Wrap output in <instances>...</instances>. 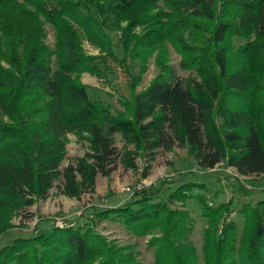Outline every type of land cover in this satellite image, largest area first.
Instances as JSON below:
<instances>
[{
  "label": "trees",
  "instance_id": "trees-1",
  "mask_svg": "<svg viewBox=\"0 0 264 264\" xmlns=\"http://www.w3.org/2000/svg\"><path fill=\"white\" fill-rule=\"evenodd\" d=\"M82 38L101 60L86 54ZM166 46L190 76L160 63L139 93L131 78L123 112L80 82L83 73L104 76L102 60L123 64L131 55L143 63L141 56ZM69 134L88 135L90 152L62 169ZM176 146L187 148L200 170L225 163L241 176L264 175V0H0V236L15 214L47 200L57 185L80 200L96 193L99 175L110 178L119 164L138 170V158L151 164L159 150ZM159 186L96 209L95 218L145 236L158 226L154 264H264V199L243 206L241 228L225 220L219 231L223 207L207 205L211 230L199 252L189 239L191 213L173 206L185 205L201 184H180L160 202ZM88 216L77 227H46L5 245L0 264H140L96 232Z\"/></svg>",
  "mask_w": 264,
  "mask_h": 264
},
{
  "label": "rangeland",
  "instance_id": "rangeland-1",
  "mask_svg": "<svg viewBox=\"0 0 264 264\" xmlns=\"http://www.w3.org/2000/svg\"><path fill=\"white\" fill-rule=\"evenodd\" d=\"M46 30L48 33L47 43L51 48H54V31L49 25L46 26ZM80 33L82 35V32ZM82 39L86 54L94 57L100 56L98 60H101L103 55L100 54L99 49L86 39ZM112 42L114 47L120 45L119 37L114 36ZM118 56L123 59L122 49L118 52ZM131 57V55L126 56L122 62L125 66L112 58L102 60L101 69L104 76L98 77L90 73H83L79 78L80 82L91 87L92 95L109 103L115 111L123 112L124 107L120 100L132 99L131 92L127 88L131 78H133L136 87L134 92L139 93L148 88L152 80L159 75L162 68L160 63L171 66L178 77L187 78L190 76L189 72L180 67L181 57L171 46L160 48L150 57H146L144 54L141 56L145 61L143 63L140 60L131 59ZM1 62L8 65L5 61L1 60ZM65 140L67 154L62 169L71 163L76 164L79 158L85 157L90 152L88 135L69 134ZM118 146L119 149L123 147L120 137H118ZM137 164L139 168L135 171L119 164L110 178L99 175L96 180V193L94 195L85 194L80 200L62 195L59 185H57L50 192L47 200L38 201L26 213L15 214L12 217L10 223L13 228L0 236V251L5 245L19 238H31L46 227H77L78 224L85 223L83 218L86 215H90L91 219L94 218L93 220L96 221L91 227L105 236L112 245L122 249L123 254H132L140 264H154L155 247L151 245V241L162 235V230L158 226L153 230V233L151 231L145 236L142 233L129 231L117 222L104 220L99 223L95 218V210H103L107 204L109 206L123 205L133 199L137 189L151 188L156 184L159 186L160 183L159 189H155L156 200L165 201L168 199L169 193L174 192L180 184L196 182L201 184V187L193 191L194 196L190 198L191 200L186 199L185 205L177 203L173 208L179 207L191 213L194 228L192 227L193 232L190 233L189 239L201 252L206 240L204 231L208 228L211 230L207 218L203 216L207 205L212 208L223 207V217L216 219L219 231L225 220L227 223L232 222L241 228L244 224V219L240 214L243 206L245 204L255 205L259 200L264 199V175L241 176L234 168L228 167L225 163L211 171L200 170L187 148L176 146L171 151L161 149L151 164L147 157L138 158ZM148 165H151V169L149 176L145 178L143 174ZM198 194L203 196L204 201ZM230 202L233 206L230 205ZM226 206L232 207L230 212H227L228 207ZM94 264H98V262Z\"/></svg>",
  "mask_w": 264,
  "mask_h": 264
}]
</instances>
